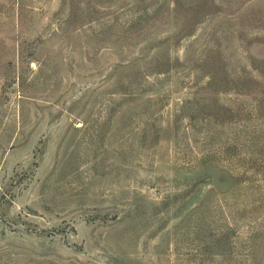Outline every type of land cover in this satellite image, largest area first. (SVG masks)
Masks as SVG:
<instances>
[{"label":"rangeland","instance_id":"374dc122","mask_svg":"<svg viewBox=\"0 0 264 264\" xmlns=\"http://www.w3.org/2000/svg\"><path fill=\"white\" fill-rule=\"evenodd\" d=\"M0 264H264V0H0Z\"/></svg>","mask_w":264,"mask_h":264}]
</instances>
